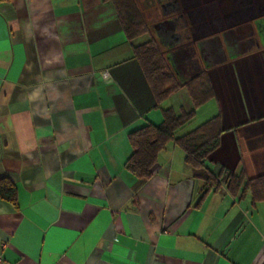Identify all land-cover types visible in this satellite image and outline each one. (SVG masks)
<instances>
[{"label": "crops", "instance_id": "1", "mask_svg": "<svg viewBox=\"0 0 264 264\" xmlns=\"http://www.w3.org/2000/svg\"><path fill=\"white\" fill-rule=\"evenodd\" d=\"M217 8L207 22L222 52L204 43L192 70L167 51L180 80L202 74L211 88L202 120L177 135L219 114L207 165L253 178L264 174V0ZM138 38L105 0H0V178L18 193V207L0 199V264H264V203L250 193L200 200L204 182L174 141L151 178L126 168L129 132L161 120ZM164 103L194 108L186 86Z\"/></svg>", "mask_w": 264, "mask_h": 264}, {"label": "trees", "instance_id": "2", "mask_svg": "<svg viewBox=\"0 0 264 264\" xmlns=\"http://www.w3.org/2000/svg\"><path fill=\"white\" fill-rule=\"evenodd\" d=\"M105 1L113 4L129 41L132 42L150 31L136 0ZM133 52L154 96L155 108L160 111L161 120L158 123L148 120L146 124L129 132L128 138L133 152L126 160V168L137 179L151 178L158 154L169 142L174 141L184 150L185 162L191 167L193 176L204 182L200 200L210 192L224 188L233 196L239 195L240 198L250 193L253 203H264V174L249 178L244 169L236 174L225 167H221L220 171L215 173L207 165L209 156L219 148L224 132L219 114L195 129L177 135L178 130L196 116L197 108L207 99L201 95L203 86L205 91H211L207 79L199 74L185 81L180 80L155 37L133 45ZM183 86L189 89L194 108L177 114L173 108L163 107L164 101ZM0 199L18 207L17 187L7 176L0 178Z\"/></svg>", "mask_w": 264, "mask_h": 264}, {"label": "rangeland", "instance_id": "3", "mask_svg": "<svg viewBox=\"0 0 264 264\" xmlns=\"http://www.w3.org/2000/svg\"><path fill=\"white\" fill-rule=\"evenodd\" d=\"M162 1L136 0L146 23L150 26V31L138 38L136 43L154 39L155 32L158 33L157 27L159 38L156 39L162 51L167 55L168 50H175L178 64L184 66L192 61V70L203 64L200 50L204 43L212 47L214 52H222L223 48L217 37L221 35L218 24L214 21L207 22V19L217 17V0ZM204 31L209 34L205 35ZM217 59L215 57V60ZM164 105L168 106L167 102ZM208 107L210 110L211 104ZM201 120L199 113L194 119V124Z\"/></svg>", "mask_w": 264, "mask_h": 264}, {"label": "flooded vegetation", "instance_id": "4", "mask_svg": "<svg viewBox=\"0 0 264 264\" xmlns=\"http://www.w3.org/2000/svg\"><path fill=\"white\" fill-rule=\"evenodd\" d=\"M159 1H162V0H159ZM163 2V1H162ZM156 29H157V31H158V33H159V29L156 27Z\"/></svg>", "mask_w": 264, "mask_h": 264}, {"label": "built area", "instance_id": "5", "mask_svg": "<svg viewBox=\"0 0 264 264\" xmlns=\"http://www.w3.org/2000/svg\"><path fill=\"white\" fill-rule=\"evenodd\" d=\"M104 75H105V76H107V75H108V73H105Z\"/></svg>", "mask_w": 264, "mask_h": 264}]
</instances>
